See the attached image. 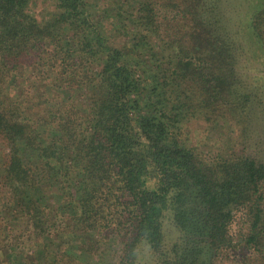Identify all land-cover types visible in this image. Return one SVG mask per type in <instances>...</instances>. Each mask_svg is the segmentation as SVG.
Returning <instances> with one entry per match:
<instances>
[{
	"label": "trees",
	"instance_id": "1",
	"mask_svg": "<svg viewBox=\"0 0 264 264\" xmlns=\"http://www.w3.org/2000/svg\"><path fill=\"white\" fill-rule=\"evenodd\" d=\"M224 3L0 0L3 234L34 252L0 264H264V87Z\"/></svg>",
	"mask_w": 264,
	"mask_h": 264
},
{
	"label": "rangeland",
	"instance_id": "2",
	"mask_svg": "<svg viewBox=\"0 0 264 264\" xmlns=\"http://www.w3.org/2000/svg\"><path fill=\"white\" fill-rule=\"evenodd\" d=\"M255 6H264V0H225L224 3L225 13L228 14L231 30L234 34H237L239 36L237 37V41L242 49H245L247 51V54H244L241 57L238 64L240 76L245 82V86L253 84L258 87H264V48L261 44L258 43L253 34L252 36H249V33L247 34L245 32V26L247 27L246 19L251 15L252 8L254 9ZM37 12H39V10H37ZM242 28H244L245 35L247 34V41L244 40V37L246 38V36H243L240 33ZM260 31L262 33V36L264 37V25L262 26ZM247 42L250 45V49H248ZM192 132L195 134V140H198L199 144L204 143L205 145H211V139L214 137L212 133L201 130L199 128H192ZM248 145L251 152L254 151L261 157V159L264 160V121H259L255 124L253 130H251ZM3 148L4 145L0 141V157L3 154V152H1ZM3 193L4 191L2 192L0 190V194ZM2 196L5 197L4 194ZM4 204L5 199L1 201L0 205V261H3L1 254L5 251V249H7V247L8 249L16 250L17 252H19L25 251L31 246L29 241L30 237L27 231L23 232L24 224L18 223V228L16 227L17 231L8 239L5 238V235L3 234L5 228L12 229L13 227H15L16 222L15 218L11 217V223L8 224L7 219L5 218L7 208L3 206ZM240 229H247V223L243 214L238 216V218L236 219V222L232 228L233 234H237ZM25 234H27L28 237L25 236ZM113 249L114 247L112 246V250ZM101 252H104V254L107 256L110 254L111 248L102 245ZM27 253L30 256H33L34 254L32 249H29Z\"/></svg>",
	"mask_w": 264,
	"mask_h": 264
}]
</instances>
